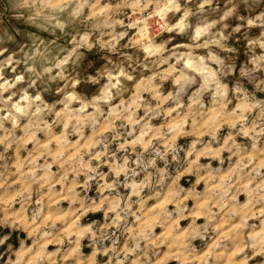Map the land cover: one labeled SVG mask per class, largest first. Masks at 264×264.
I'll return each mask as SVG.
<instances>
[{
    "label": "rangeland",
    "instance_id": "rangeland-1",
    "mask_svg": "<svg viewBox=\"0 0 264 264\" xmlns=\"http://www.w3.org/2000/svg\"><path fill=\"white\" fill-rule=\"evenodd\" d=\"M0 264H264V0H0Z\"/></svg>",
    "mask_w": 264,
    "mask_h": 264
}]
</instances>
